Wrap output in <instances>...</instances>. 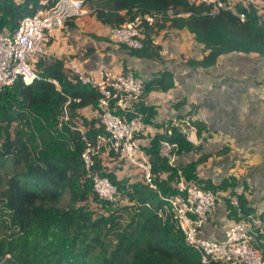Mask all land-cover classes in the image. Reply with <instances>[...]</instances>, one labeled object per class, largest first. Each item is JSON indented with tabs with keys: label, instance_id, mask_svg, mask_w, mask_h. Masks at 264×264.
Instances as JSON below:
<instances>
[{
	"label": "trees",
	"instance_id": "16d2710c",
	"mask_svg": "<svg viewBox=\"0 0 264 264\" xmlns=\"http://www.w3.org/2000/svg\"><path fill=\"white\" fill-rule=\"evenodd\" d=\"M54 1L0 0V31H14L22 16L50 6ZM87 2L93 6L96 19L110 27L120 25L140 12L173 10L172 16H165L162 21H157L155 28L146 30L143 46L128 49L130 55L158 57L160 44L152 42L150 33L163 28L167 21L173 27H186L207 49L202 58L188 59L190 65L208 67L215 64L220 54L230 51L264 54V18L253 3L238 4L236 11L220 8L212 15L210 4L191 0ZM240 11L245 14L243 20L238 16ZM123 67L128 68L127 65ZM38 68L44 77L55 78L58 86L48 79L30 83L17 79L0 91V133L1 130L6 133L0 147V264H203L200 252L185 242L180 228L158 214L157 208L163 200L139 177L135 180L125 175L117 177L107 169L101 157L96 158L92 171L108 176L123 189L128 203L115 202L117 199L108 201L97 194L84 169L81 158L84 144L77 127L80 124L85 128L89 138L104 132V127L99 123V115L79 116L77 110L86 105L95 110L99 93L89 84L76 80L63 58H54L49 63L40 61ZM174 84L173 72L163 68L145 78L144 92L166 91ZM76 97H79L78 101L74 100ZM68 99V124L64 125L67 139L61 140L57 152L34 155L29 143L34 137L10 138L12 123L26 120L27 115L40 106L58 112ZM139 108L145 112L144 120L152 122L157 112L155 107L142 101ZM196 123L199 129L204 128L203 123ZM158 138L159 134L151 137L147 152L152 170L158 174L155 180L160 191L173 193L175 189L171 182L177 167L158 154ZM172 139L178 141L180 150L193 148L176 129ZM203 159L204 156H200L180 167L184 176L215 191L234 192L231 187L237 180L233 175L218 182L197 176L196 165ZM21 162L24 167L17 169ZM11 169L13 171L8 175ZM163 173L165 178L160 177ZM63 196L67 197V203L61 205ZM87 200L92 204L79 203ZM239 200L244 215L257 212L264 219V210L249 207L241 196ZM229 210L230 217L237 219L235 208L229 205ZM263 238L260 234L252 242L264 258Z\"/></svg>",
	"mask_w": 264,
	"mask_h": 264
},
{
	"label": "built area",
	"instance_id": "2783aa9c",
	"mask_svg": "<svg viewBox=\"0 0 264 264\" xmlns=\"http://www.w3.org/2000/svg\"><path fill=\"white\" fill-rule=\"evenodd\" d=\"M84 1L55 0L50 6L22 16L14 31H0V91L17 79L24 83L48 79L58 86L55 78L43 76L38 62L46 60L49 31L63 27L67 20L80 16L84 12ZM195 1L210 4L209 13L212 15L220 8L231 9L228 0ZM237 13L240 19L245 18L244 12ZM173 14L171 8L140 12L120 25L110 27L108 37L127 49L141 48L146 30L155 28L157 21ZM65 66L76 80L89 84L99 93L95 112L100 117L99 123L104 127V132H97L89 138L80 124L77 129L84 144L81 158L86 175L91 177L94 190L101 198L109 201L120 197L127 199L124 190L119 189L107 176L92 171L96 158L101 157L104 162L106 156H111L114 160L124 161L123 165L130 167L133 173L137 172L142 182L158 192L163 200L157 208L158 214L180 228L185 242L200 252L203 264H264L261 251L252 242L260 234L264 237V219L257 212L244 215L236 192L206 188L203 183L187 179L178 167L171 182L174 192L163 194L159 189L155 180L158 174L152 170L150 154L147 152L150 139L159 134L158 154L168 164L175 166L180 149L178 141L172 139L174 129L193 146L201 142L197 133L198 125L192 116L174 115L161 130L149 135L148 128L152 122L144 120L145 112L139 108L144 95L145 79L142 75L131 67L117 70L111 66H100L90 71L73 58H67ZM74 100L78 101L79 97ZM68 103L69 99L62 106L65 122L68 119ZM160 177L165 178L164 173ZM223 198L235 208L238 218L226 225L223 237L205 236L202 227L216 202ZM146 204L150 205L149 202Z\"/></svg>",
	"mask_w": 264,
	"mask_h": 264
},
{
	"label": "crops",
	"instance_id": "0c3cea01",
	"mask_svg": "<svg viewBox=\"0 0 264 264\" xmlns=\"http://www.w3.org/2000/svg\"><path fill=\"white\" fill-rule=\"evenodd\" d=\"M228 2L232 10L238 4L253 3L264 18V0ZM86 12L66 21L63 27L49 31L45 62L73 58L90 71L100 66L120 70L127 65L146 79L163 68L172 71L175 83L172 88L152 89L143 95V101L157 111L148 128L149 135L161 130L174 115L192 116L194 121L203 123L204 128L197 131L201 142L189 150H179L177 166L182 168L204 156L195 168L199 178L218 182L235 176L237 182L231 190L238 192L249 207L263 211L264 54L230 51L220 54L215 64L208 67L190 65L188 59L202 58L207 49L186 27H173L167 21L163 28L150 33L152 42L160 44L158 57L130 55L127 48L109 39L110 26ZM92 34L105 39H97ZM81 110L93 111L91 105L77 112L80 114ZM115 170L121 178L120 169ZM232 219L225 198L220 199L210 211L202 233L221 238Z\"/></svg>",
	"mask_w": 264,
	"mask_h": 264
},
{
	"label": "rangeland",
	"instance_id": "374dc122",
	"mask_svg": "<svg viewBox=\"0 0 264 264\" xmlns=\"http://www.w3.org/2000/svg\"><path fill=\"white\" fill-rule=\"evenodd\" d=\"M86 13L94 15L93 6L90 2H85L84 6ZM50 40H48L49 42ZM97 113L93 111H85L81 110L79 116H96ZM64 112L63 110H59L58 112H52L47 106H40L30 114L27 115L26 120H23L18 123H12L10 128V138L14 139L15 137H20L24 140L25 136H32L34 140H31L30 148L34 151V155H45L51 152H57L61 144L60 142L66 141V132L64 129V125L68 124V121L65 122ZM6 133L1 130L0 133V147L3 138H5ZM62 140V141H61ZM104 163L107 168L115 171V169L119 168V172L121 175H125L131 178H135L139 176L136 172H132L130 167L128 168L126 165H123L125 162L121 160H114L111 156L104 158ZM24 165L21 162L17 169L23 168ZM15 169V170H17ZM13 169L9 170L8 175H11ZM2 175H4L2 171ZM1 185V183H0ZM115 202L120 203H128L125 197L118 198ZM67 203V197L63 196L59 204L63 205ZM79 203H90L91 201L87 200L85 202Z\"/></svg>",
	"mask_w": 264,
	"mask_h": 264
},
{
	"label": "clouds",
	"instance_id": "9594fccd",
	"mask_svg": "<svg viewBox=\"0 0 264 264\" xmlns=\"http://www.w3.org/2000/svg\"><path fill=\"white\" fill-rule=\"evenodd\" d=\"M86 1H87V0L84 1L83 8H84V6H85V2H86ZM191 1L196 2L195 0H191ZM231 10H232V9H231ZM233 11H234V10H233ZM84 12H86L85 9H84ZM84 12H83V13H84ZM83 13H82V14H83ZM76 18H77V17H76ZM73 19H75V18H73ZM70 20H72V19H70ZM67 21H68V20H67ZM65 23H66V22H65ZM64 25H65V24H64ZM144 79H145V78H144ZM144 93H145V92H144ZM142 101H143V99H142ZM142 101H141V102H142ZM94 111H95V110H94ZM192 146H193V145H192ZM104 164H105V163H104ZM105 165H106V164H105ZM176 167H178L177 164H176ZM178 168H180V167H178ZM107 169H108V168H107ZM109 170H110V169H109ZM111 171H112V170H111ZM112 172H114V171H112ZM114 173H115V172H114ZM115 174H116V173H115ZM105 176H106V175H105ZM116 176H117V175H116ZM107 177H108V176H107ZM108 178H109V177H108ZM109 180H110V178H109ZM110 181H111V180H110ZM111 182H112V181H111ZM112 183H113V182H112ZM114 184H115V183H114ZM115 185H116V184H115ZM116 186H117V185H116ZM234 192H235V191H234ZM236 193L238 194V192H236ZM238 197H239V194H238ZM103 199H104V198H103ZM117 199H118V198H117ZM106 200H107V199H106ZM108 201H109V200H108ZM225 201H226V200H225ZM239 201H240V200H239ZM226 202H227V201H226ZM227 204H228V206L231 205V204L228 203V202H227ZM231 206H232V205H231ZM233 219H234V218H233ZM233 219H232V220H233Z\"/></svg>",
	"mask_w": 264,
	"mask_h": 264
}]
</instances>
